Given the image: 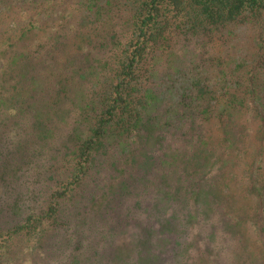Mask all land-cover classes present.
I'll list each match as a JSON object with an SVG mask.
<instances>
[{
    "label": "trees",
    "instance_id": "obj_1",
    "mask_svg": "<svg viewBox=\"0 0 264 264\" xmlns=\"http://www.w3.org/2000/svg\"><path fill=\"white\" fill-rule=\"evenodd\" d=\"M0 264H264V0H0Z\"/></svg>",
    "mask_w": 264,
    "mask_h": 264
},
{
    "label": "rangeland",
    "instance_id": "obj_2",
    "mask_svg": "<svg viewBox=\"0 0 264 264\" xmlns=\"http://www.w3.org/2000/svg\"><path fill=\"white\" fill-rule=\"evenodd\" d=\"M11 14H12V12L10 11V15H11ZM8 18H9V15H8V17L5 18V20L7 21ZM216 47H217V45H216ZM125 221H127V222L129 223L130 227L132 226L133 221H132L131 218L126 219ZM106 257H107V259H109V258H110V255H107Z\"/></svg>",
    "mask_w": 264,
    "mask_h": 264
}]
</instances>
